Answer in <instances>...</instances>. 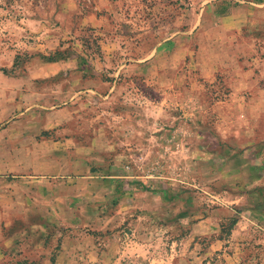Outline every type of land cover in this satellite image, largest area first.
<instances>
[{
  "label": "rangeland",
  "instance_id": "1",
  "mask_svg": "<svg viewBox=\"0 0 264 264\" xmlns=\"http://www.w3.org/2000/svg\"><path fill=\"white\" fill-rule=\"evenodd\" d=\"M2 71L33 72L23 101L36 106L66 99L68 71L82 112L116 122L150 181L145 209L69 243L113 247L120 264H261L264 220L235 230L264 198L250 152L264 143V0H0ZM140 127L147 139H130Z\"/></svg>",
  "mask_w": 264,
  "mask_h": 264
},
{
  "label": "crops",
  "instance_id": "2",
  "mask_svg": "<svg viewBox=\"0 0 264 264\" xmlns=\"http://www.w3.org/2000/svg\"><path fill=\"white\" fill-rule=\"evenodd\" d=\"M40 66L52 74L54 66L66 68L67 62ZM32 73L0 72V264H120L105 258L113 247L86 250L88 240L69 243L68 237L87 229L105 233L132 217L136 208L145 209L150 181L133 174L132 148L124 147L128 136L118 132L116 122L107 124L99 115L82 112L81 89L69 87L68 71L60 84L63 102L36 106L23 101L34 93L26 90L33 84ZM142 127L129 133L130 139H147ZM263 146L250 149L260 164L252 178L257 192L264 187ZM259 201L241 215L235 230L241 238L250 235L249 222L264 220V198ZM85 251L95 253V259L85 258Z\"/></svg>",
  "mask_w": 264,
  "mask_h": 264
},
{
  "label": "trees",
  "instance_id": "3",
  "mask_svg": "<svg viewBox=\"0 0 264 264\" xmlns=\"http://www.w3.org/2000/svg\"><path fill=\"white\" fill-rule=\"evenodd\" d=\"M4 74H7L5 71H2Z\"/></svg>",
  "mask_w": 264,
  "mask_h": 264
}]
</instances>
